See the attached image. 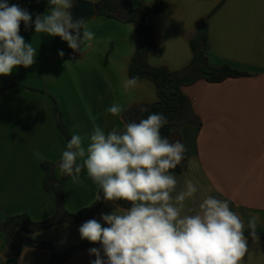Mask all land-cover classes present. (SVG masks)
Masks as SVG:
<instances>
[{
    "label": "crops",
    "instance_id": "1",
    "mask_svg": "<svg viewBox=\"0 0 264 264\" xmlns=\"http://www.w3.org/2000/svg\"><path fill=\"white\" fill-rule=\"evenodd\" d=\"M94 3L99 0H80ZM132 5L150 6L154 0H126ZM166 6L145 20L154 29L155 47L147 55L151 66L171 71L184 68L191 60L188 38L196 25L207 24L212 67L227 64L244 75L210 83L198 80L182 88L201 125L185 124L175 129L189 152L182 172L175 174L176 195L186 180L197 186L195 196L185 202L184 213L195 214L208 196L227 200L248 228L252 216L264 228V0H164ZM3 2V0H0ZM32 15H44L48 0H7ZM79 3L73 2V7ZM95 39L88 42L76 58H70L66 41L60 37L35 33L20 26V35L37 50L36 62L28 68L18 66L11 75L0 76V221L6 216L26 213L35 221L55 212L53 194L41 185V160L57 164L66 148L64 137L55 126L53 107L71 134L89 142L93 123L106 132L123 129L119 116L106 113L113 104L123 110L157 100L154 84L139 79L135 89L125 91L123 81L135 52L137 34L132 23L96 15L84 20ZM99 41V42H98ZM59 51L64 56L58 55ZM8 79L7 88L2 87ZM56 169V175L59 176ZM219 189V190H218ZM97 186L82 171L80 182L71 178L64 187V206L75 213L95 201ZM103 200L94 216L60 223L31 235L49 242L57 253L81 245L79 227L89 219L102 224L101 213L114 210ZM123 209V208H121ZM107 226V225H104ZM249 251L242 264H264V240L248 238ZM91 244L74 251L63 264H91ZM6 244L0 231V264H51L46 248L24 246L17 256L5 258ZM103 255V254H102Z\"/></svg>",
    "mask_w": 264,
    "mask_h": 264
},
{
    "label": "clouds",
    "instance_id": "2",
    "mask_svg": "<svg viewBox=\"0 0 264 264\" xmlns=\"http://www.w3.org/2000/svg\"><path fill=\"white\" fill-rule=\"evenodd\" d=\"M48 3L47 12L33 22L28 10L0 2V76L36 62L37 50L19 34L22 22L26 29L34 23L35 33L60 37L74 52L95 39L84 20L74 21L69 11L73 0ZM58 55L63 57L64 52ZM138 82L139 77L126 78L122 87L127 92ZM105 111L119 116L123 106L113 104ZM167 123L162 113L107 132L93 123L86 146L81 135L73 134L62 151L59 173L78 183L86 171L98 189L95 200L115 206L111 213H101L103 224L89 219L78 229L82 240L101 245L88 250L95 256L91 264H242L248 253L245 223L227 200L208 196L198 212L184 213L185 202L198 189L186 180L173 195L178 181L171 170L185 159L187 149L161 135ZM34 155L44 159L39 152ZM120 201L130 206L121 209ZM257 219L252 216L248 222L253 237Z\"/></svg>",
    "mask_w": 264,
    "mask_h": 264
},
{
    "label": "trees",
    "instance_id": "3",
    "mask_svg": "<svg viewBox=\"0 0 264 264\" xmlns=\"http://www.w3.org/2000/svg\"><path fill=\"white\" fill-rule=\"evenodd\" d=\"M80 3V0H73ZM96 15L114 18L120 22L132 23L137 34V44L135 52L128 66V76L146 78L150 80L155 88L157 100L152 103L135 104L122 112L124 123L131 121L139 122L147 118L152 113H162L166 116L168 123L162 127L161 135L170 141H180L175 129L190 124L198 128L201 121L194 113L189 98L184 94L182 88L189 86L198 80H205L210 83L221 82L227 78H236L244 75L243 72L232 68L227 64L212 67L208 63L206 51L209 48L207 24L201 21L196 25L194 33L189 36L188 43L192 52L190 62L181 70L171 71L163 66H151L147 63V55L155 47L154 29L146 23V16L160 12L165 6L164 0H154L150 6L132 5L126 0H99L93 3ZM147 109V111H145ZM53 116L55 126L67 142L71 139V134L66 130L62 123L61 113L54 105ZM182 143V142H181ZM188 150L185 159L175 169L171 170L174 174L182 172L184 163L189 157ZM57 164L50 161H41L42 171L41 185L43 190L53 194L55 199L54 214L44 220H32L28 214L20 213L6 216L0 221V231L2 232L6 244L5 258L17 256L24 246L35 248H46L50 251L51 264H63V262L76 250L85 248L92 243L85 242L81 245L72 247L63 253H57L49 242L34 240L31 235L37 231L47 229L60 223H75L94 216L99 209L103 199L94 201L90 206L85 207L75 213H70L64 206V187L70 178L59 174L56 175ZM121 208L130 205L127 202H117ZM256 237L264 240V228L256 227ZM251 230L245 228L247 238H256L250 234ZM257 239V238H256ZM100 248L101 245L96 243Z\"/></svg>",
    "mask_w": 264,
    "mask_h": 264
},
{
    "label": "water",
    "instance_id": "4",
    "mask_svg": "<svg viewBox=\"0 0 264 264\" xmlns=\"http://www.w3.org/2000/svg\"><path fill=\"white\" fill-rule=\"evenodd\" d=\"M74 21L85 20L95 14V8L93 3L88 1H81L77 6L72 7L70 10ZM9 80L6 79L2 83L3 88H7Z\"/></svg>",
    "mask_w": 264,
    "mask_h": 264
},
{
    "label": "built area",
    "instance_id": "5",
    "mask_svg": "<svg viewBox=\"0 0 264 264\" xmlns=\"http://www.w3.org/2000/svg\"><path fill=\"white\" fill-rule=\"evenodd\" d=\"M77 55H78V51H77V52H74V51L72 50V51L70 52V58H71V59L76 58Z\"/></svg>",
    "mask_w": 264,
    "mask_h": 264
}]
</instances>
